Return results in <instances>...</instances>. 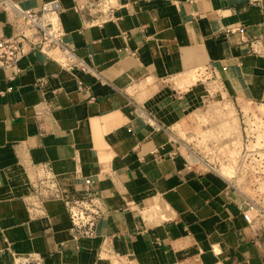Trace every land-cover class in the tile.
<instances>
[{"label": "crops", "instance_id": "0c3cea01", "mask_svg": "<svg viewBox=\"0 0 264 264\" xmlns=\"http://www.w3.org/2000/svg\"><path fill=\"white\" fill-rule=\"evenodd\" d=\"M58 1L63 42L91 72L37 51L0 69V264H264V225L245 223L223 179L184 165L208 98L264 103V0ZM15 24L0 10L1 35ZM24 157L50 165L64 198L100 200L93 237L75 236L58 201L27 217Z\"/></svg>", "mask_w": 264, "mask_h": 264}, {"label": "built area", "instance_id": "2783aa9c", "mask_svg": "<svg viewBox=\"0 0 264 264\" xmlns=\"http://www.w3.org/2000/svg\"><path fill=\"white\" fill-rule=\"evenodd\" d=\"M0 10L5 12L10 21L16 23L14 35L0 34V69L16 68L17 62L24 55L37 51L67 71L79 69L91 72L82 59L63 42L65 30L60 19L62 8L58 0L46 1L34 9L21 8L13 0H0ZM212 72L210 66H203L196 75L198 79L205 81L211 79ZM259 105L264 106L262 103ZM206 107L204 103L194 114L199 130L190 135L191 140L184 158L185 168L205 169L219 176L225 182L226 189L240 198V213L245 223L248 226H263L264 112L260 113L255 108L246 113L250 115L242 114L238 121L239 133L223 136L218 132L215 135L211 130V125L216 129V120L211 118L206 122L201 118ZM139 113L149 121L146 114L142 111ZM21 161L30 186L29 192L22 198L27 217H44L45 203L58 201L66 212L75 236L93 237L103 213L100 200L66 199L47 162L34 163L25 157ZM256 246L260 256L264 257V239H259ZM232 264H249V261H234Z\"/></svg>", "mask_w": 264, "mask_h": 264}, {"label": "rangeland", "instance_id": "374dc122", "mask_svg": "<svg viewBox=\"0 0 264 264\" xmlns=\"http://www.w3.org/2000/svg\"><path fill=\"white\" fill-rule=\"evenodd\" d=\"M189 78L191 82L195 81L197 77L193 75L192 73L189 75ZM192 78V79H191ZM212 84L213 83H209ZM223 99V98H222ZM220 97L214 98L211 100V98H208L204 103L206 104V110L203 109V114H201V118L204 119L206 122L213 118L218 122L216 125V129H214V126L211 130L216 135L220 133L223 136H229L231 133L234 134L235 132L239 133V118H241V115H250L246 114L247 112H252L253 109H257L260 113L264 112V106H260V103H249L246 101H241L238 103L234 102V105L231 101L228 99L222 100ZM264 104V103H262ZM206 111V112H205ZM252 115L254 116L255 113L253 111ZM209 128V126H207ZM261 193L263 192V189L260 190Z\"/></svg>", "mask_w": 264, "mask_h": 264}]
</instances>
